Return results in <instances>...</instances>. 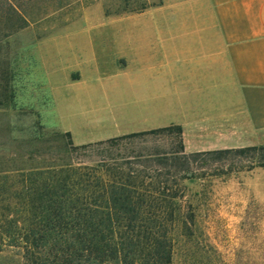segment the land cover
<instances>
[{"label": "rangeland", "instance_id": "374dc122", "mask_svg": "<svg viewBox=\"0 0 264 264\" xmlns=\"http://www.w3.org/2000/svg\"><path fill=\"white\" fill-rule=\"evenodd\" d=\"M188 1L0 0L1 167L49 164L62 143L49 139L66 123L69 89L71 96L74 89L100 88L95 81L68 83L113 73L123 62L122 49L139 47L129 38L132 31H177ZM103 103L94 98L95 106ZM90 126L74 134L73 142L129 133L112 125ZM39 127L44 134L40 138ZM175 145L174 134L143 135L125 139L118 147L78 149L72 156L74 162L92 165L116 154L167 151ZM27 152L35 155L28 157ZM183 184L182 210L192 215V223L186 234L176 225L171 264H264V168ZM18 256L12 249L0 252V264H10Z\"/></svg>", "mask_w": 264, "mask_h": 264}, {"label": "trees", "instance_id": "16d2710c", "mask_svg": "<svg viewBox=\"0 0 264 264\" xmlns=\"http://www.w3.org/2000/svg\"><path fill=\"white\" fill-rule=\"evenodd\" d=\"M163 133L175 135L174 148L73 160L78 149ZM180 137L170 125L76 146L56 132L49 164L0 165V252L19 254L10 264H171L176 225L186 234L192 223L183 181L264 168V144L186 153Z\"/></svg>", "mask_w": 264, "mask_h": 264}, {"label": "crops", "instance_id": "0c3cea01", "mask_svg": "<svg viewBox=\"0 0 264 264\" xmlns=\"http://www.w3.org/2000/svg\"><path fill=\"white\" fill-rule=\"evenodd\" d=\"M185 7L177 31H132L139 47L125 46L110 75L68 83L100 84L71 96L69 89L66 123L56 128L73 145L109 139L74 143L90 124L129 133L178 125L186 153L264 144V0H190ZM96 96L103 105L93 104Z\"/></svg>", "mask_w": 264, "mask_h": 264}]
</instances>
